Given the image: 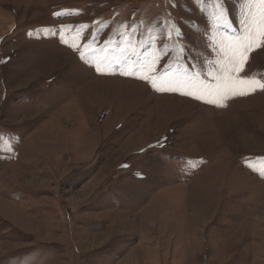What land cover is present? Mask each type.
<instances>
[{
    "label": "rangeland",
    "instance_id": "rangeland-1",
    "mask_svg": "<svg viewBox=\"0 0 264 264\" xmlns=\"http://www.w3.org/2000/svg\"><path fill=\"white\" fill-rule=\"evenodd\" d=\"M202 6L0 0V264H264V91L202 92L229 44ZM244 72L264 82V49Z\"/></svg>",
    "mask_w": 264,
    "mask_h": 264
},
{
    "label": "snow or ice",
    "instance_id": "snow-or-ice-1",
    "mask_svg": "<svg viewBox=\"0 0 264 264\" xmlns=\"http://www.w3.org/2000/svg\"><path fill=\"white\" fill-rule=\"evenodd\" d=\"M198 4L204 5L205 0H197ZM211 7L202 6L199 11L206 13L205 22L208 25L209 30H223L225 36L229 40L227 46L223 41L217 44L214 38H209L206 47L209 52L222 54L226 59L223 66L220 69L218 75L211 77L210 80H201L202 92L208 95H214L217 99L227 100L230 99L229 93L235 95H249L255 93L257 90L264 91V82L261 80L247 78L244 72V66L249 62V54L256 49H264V8L259 12V16L252 9L251 5L259 4L264 6V0H243V3L239 8V34L237 29L233 26L232 18L229 15L226 0H207ZM178 7V4H176ZM184 29V21H176L173 25V31L177 33V41H187L186 33ZM59 43L67 46L69 49L79 52V47L75 44L69 43L65 40L63 34L60 35ZM181 51V59L184 58V46L179 44ZM167 53L165 52V55ZM130 55H141L139 52L130 53ZM79 60L88 67H92L97 74H102L99 67H93L88 64L87 57L80 53ZM3 63V62H0ZM117 63H120L119 59ZM195 65H191L193 75L199 76V73L195 72ZM115 72V68L113 69ZM151 72L156 74L159 72V67H152ZM244 73V76L238 75ZM121 75L131 76L132 73L121 72ZM139 79L143 80L148 86L156 91H164L162 88H158L156 84L155 75L153 76H140ZM170 84H180L182 81L169 82ZM251 89V93L245 92L244 89ZM168 90L175 92V87H170ZM191 95V93H186ZM196 100H201V96L193 97ZM217 99H210L205 101L207 104H216ZM220 107H226V104L218 105Z\"/></svg>",
    "mask_w": 264,
    "mask_h": 264
}]
</instances>
